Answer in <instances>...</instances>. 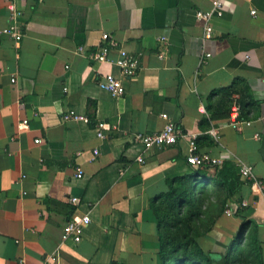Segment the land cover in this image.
Returning a JSON list of instances; mask_svg holds the SVG:
<instances>
[{"label":"crops","instance_id":"crops-1","mask_svg":"<svg viewBox=\"0 0 264 264\" xmlns=\"http://www.w3.org/2000/svg\"><path fill=\"white\" fill-rule=\"evenodd\" d=\"M4 1L0 27L11 23ZM216 2L221 12L212 20L213 38L205 40L196 13ZM17 6L19 47L0 37V264H162L152 201L170 180L197 169L187 161L193 136L201 138L200 152L250 164L264 183V0H18ZM103 34L111 37L109 61L95 63L89 56ZM121 50L139 57L132 78L111 64ZM110 72L122 80L121 97L99 87ZM237 79L247 83L244 98L252 103L250 125L241 130L207 112L210 94ZM71 110L86 120L64 121ZM163 115L183 137L146 150L135 137L160 132ZM212 126L220 128V142L207 134ZM228 205L234 214H223L202 246L228 248L245 218L258 226L264 261V190L246 184ZM84 215L91 224L82 241L62 242L65 224Z\"/></svg>","mask_w":264,"mask_h":264},{"label":"trees","instance_id":"trees-1","mask_svg":"<svg viewBox=\"0 0 264 264\" xmlns=\"http://www.w3.org/2000/svg\"><path fill=\"white\" fill-rule=\"evenodd\" d=\"M247 90V83L237 79L231 86L213 91L207 106L211 119H229L238 95L239 119L250 121L252 103L244 98ZM200 141L197 138L198 145ZM168 184L169 190L152 201L162 264H264L258 226L245 218H240L241 225L228 248L212 251L201 244L202 239H209L233 197L251 184L240 176L236 163L197 168Z\"/></svg>","mask_w":264,"mask_h":264},{"label":"built area","instance_id":"built-area-1","mask_svg":"<svg viewBox=\"0 0 264 264\" xmlns=\"http://www.w3.org/2000/svg\"><path fill=\"white\" fill-rule=\"evenodd\" d=\"M4 2L7 4V7L10 11L11 23L6 27H0V37L6 36L12 38L15 41L16 45L19 47V43L24 37V32L19 24V19L22 16V12L19 10L17 6L18 0H5ZM0 7H1V2H0ZM220 12H221V3L216 2L213 9L209 11H198L196 13L197 19L205 23L204 26L205 40H210L213 38L214 29L212 25V20L214 15L220 14ZM251 14L253 16H256L257 12L253 10ZM101 39H102V43L98 46L97 50L89 56V59H91L95 63L109 61V54L112 49L110 44L111 37L108 34H103ZM79 52L83 53L84 48L80 47ZM111 64L114 67L120 69L122 75L126 78L134 77L140 69L139 57H133L124 50L120 51V56L117 59V61L112 62ZM11 81L12 83H16L17 82L16 77H13ZM98 84L102 90L109 92L114 98L121 97L125 93V87L122 83V80L118 79L112 72L104 75ZM239 114H240V105L238 103V99L234 97V103L227 124L236 130H241L242 125H250V121L240 120ZM162 117L167 121V124L160 132L153 134L140 133L135 137L136 140L139 143H141V145L146 150H150L154 148L162 149V148L174 146L179 142V139L183 137V133L180 127H178L174 122H172L169 119L168 115H163ZM63 120L84 121L86 120V118L81 115H78L75 111L71 110L65 113ZM27 125H28V120H23L20 123V126H27ZM207 134L210 135L214 139V141L216 142L221 141V133L219 127L212 126L207 131ZM98 135L101 139L105 138L104 125L100 126ZM196 140H197V136H193L191 138V142L189 146V155L187 157V161L191 166L195 168H201L206 166L215 167V166H220L222 165L223 162H225L223 158L213 157L209 153L200 152ZM41 142L42 141L40 139L36 141L37 144ZM98 155L99 152L97 150L94 151V158H96ZM222 156H226V154ZM236 164H237L238 172L244 180L250 181L251 183L258 185L261 189L264 190V183L256 179L254 175V168L252 165L247 164L243 161H238ZM76 177L79 179H82L84 177V171L82 170V168L77 169ZM71 202L77 205L80 203V200L78 198H72ZM248 206L249 204L247 202H243L241 204L242 208ZM234 208L235 207H230L229 205H227L224 214L228 216H232L234 214L233 212ZM90 224H91V218L88 215L72 217L63 227L61 241L62 242L72 241L76 244H79L83 239L85 229ZM52 259L55 260L56 258L52 257ZM20 264H25L24 259L20 260Z\"/></svg>","mask_w":264,"mask_h":264}]
</instances>
